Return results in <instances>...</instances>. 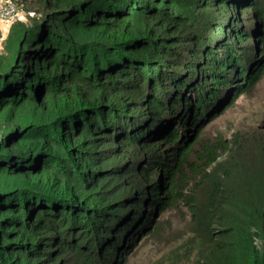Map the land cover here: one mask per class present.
Instances as JSON below:
<instances>
[{
    "label": "trees",
    "instance_id": "trees-1",
    "mask_svg": "<svg viewBox=\"0 0 264 264\" xmlns=\"http://www.w3.org/2000/svg\"><path fill=\"white\" fill-rule=\"evenodd\" d=\"M29 1L41 10L22 23L7 21L0 47V264H39L41 255L53 263L57 244L64 264H109L150 218L157 189L143 184L141 172H119L139 190L118 204L128 220L111 221L109 238L99 237L104 228L94 221L115 172L107 166L116 161L107 159L109 136L125 134L132 143L146 122V138L176 137L163 111L179 128L206 131L215 110L264 73L255 39L264 51V0ZM239 22L252 25L245 31ZM78 130L97 132L93 157L69 150ZM196 145L178 149L180 162L166 172L157 203L183 202L189 214L193 242L181 259L194 247L193 264H264V155H257L264 137L236 133ZM117 150L112 157L137 155ZM160 162L170 163L149 165ZM34 190L43 197L33 198ZM92 191L99 205H86L87 197L60 202Z\"/></svg>",
    "mask_w": 264,
    "mask_h": 264
},
{
    "label": "rangeland",
    "instance_id": "rangeland-1",
    "mask_svg": "<svg viewBox=\"0 0 264 264\" xmlns=\"http://www.w3.org/2000/svg\"><path fill=\"white\" fill-rule=\"evenodd\" d=\"M4 1H7L10 5L14 3L16 7L18 6L17 8H12L10 11V14L16 13L13 17L8 14L2 16V20H8V23L10 21L21 23L23 21L25 22L27 20H30L29 18L32 14H34V12H38L41 10L39 5H35L29 0H27V2L22 0H0V4H5ZM240 18H243L242 15H240ZM250 18L254 21V17L252 15L250 16ZM239 24L242 28H245V31L249 26L251 27L252 25L248 22H239ZM229 26L230 24L224 26V29L227 30ZM139 28H143V26L138 25V29ZM255 39L257 41L256 47L259 50L258 53H263L264 51L259 45L257 37H255ZM214 48L215 44L211 43V53ZM248 70L249 67H247V71ZM225 82L226 81L222 79L221 84ZM240 82H242L241 79L238 81V83ZM235 102H237L236 105L233 108L229 109ZM228 103L229 107L226 108L224 105H222L215 110L213 116L210 118V120L207 121L213 122L206 131H202V126L196 129L195 140H198L196 150L204 143L216 142L219 137H224L229 140L236 133H238L242 138H246L248 140L254 139L255 142L257 141V139L264 137V73L246 93L242 95L240 93H237L232 99L229 100ZM121 113L123 112L121 111L119 114ZM88 132H85L84 130H78L79 135L74 136L70 141L68 146L69 150L81 147L82 150L80 152H91L90 156L93 157L94 151H96L99 145V141L97 140L98 138L96 135V131ZM138 135L140 138H142L144 135L143 131H141ZM173 138H177V136ZM176 141L177 140H170L168 138L166 139L163 136L148 140L146 143H144V145L146 146V150H140V156L142 157L141 160L145 161L149 158L157 157L169 148V150H167L162 157H169L171 159V163L169 165H173L176 158L173 155L170 156L169 153L170 151H174L176 149ZM107 142L108 144L106 148L110 150V154H108L107 159H116V161L114 162L108 161L107 166L113 164L114 166H116L117 163H120L122 161L118 157H112L113 155L120 154L121 151L117 150V148L134 147L131 144L126 143L125 134L117 140L114 139L113 135H110ZM257 155H264V153L262 152V147H260ZM88 172L90 174L89 170ZM116 174L117 172L115 169L110 188L105 197H103V199L101 200L106 199L108 196V199L110 200L112 198V195L119 188H122L123 182H125V180H120V177H114ZM158 174L163 177L165 172L158 167L150 168L148 171H145V175L148 180L147 184L151 185L154 181L159 182L160 178L156 179V175ZM152 179L153 182L150 183ZM115 186H117V188L114 189ZM41 194V192L34 190L32 192V197L39 199L43 197ZM80 197L88 198L86 200V205H89V202H98V198L94 191L90 193L76 194H73V192H71V195L69 196L71 200H65V197H63L60 202L65 203L67 201H73L76 203ZM97 205H99V202ZM168 209L172 210L158 213L154 217L155 221L151 223L147 231H143L142 233L137 234L133 239L127 242L124 249L122 250L121 256L119 258H116L115 262L119 261V264H193L192 262L194 260V247L186 252L184 262L181 259L184 258V252L193 242L191 236V225L187 216V210L182 203H179L174 207ZM77 218L80 219L81 214L77 215ZM55 246L56 245H54V247ZM60 249V245L57 244L55 254L51 258L53 259V263H51L49 260H45L44 255H41L39 257L40 260L38 261V263L64 264V261L66 259L61 260L57 259L56 257L57 253L62 252ZM128 255L129 257L128 259H126ZM74 258L77 259L78 256H74ZM112 263H114V261L110 262L109 264Z\"/></svg>",
    "mask_w": 264,
    "mask_h": 264
},
{
    "label": "clouds",
    "instance_id": "clouds-1",
    "mask_svg": "<svg viewBox=\"0 0 264 264\" xmlns=\"http://www.w3.org/2000/svg\"><path fill=\"white\" fill-rule=\"evenodd\" d=\"M204 71H206L207 73L211 74L212 73V70L209 68V67H206L204 66L203 67ZM213 75V74H211ZM225 84V83H223ZM221 83H219V85H223ZM236 95V94H235ZM234 95V96H235ZM188 96H190L193 100L197 99V98H200L199 96L193 94V93H190L188 94ZM234 96H232L231 98H229L223 105L227 108L229 107V100L232 99ZM164 113V116L166 117V120L172 124V126H176L177 127V138H169L166 136V134L164 135H161L163 136L164 138H168L170 140H177L176 141V149L174 151H170L169 155L170 156H175V162L173 165H169L171 163V159L167 156H163V154L169 150L166 149L163 153H161L160 155H158L157 157H154V158H149L145 161L141 160V156H140V150H146V146L144 145V143H146L148 140L150 139H153V138H146L144 135L142 138L139 137V135H137L136 137H133V142L132 143H128V144H131L132 146L134 147H130V148H135V150H137V155H133L132 157H129V156H126L124 157L123 159H121L122 161L120 163H117L116 166H115V169H116V172L117 174L119 172L123 173V174H128V175H132V174H137L139 172L142 173V175L144 176V180L143 181V184L144 185H147V186H153L156 187L157 189L155 190V193L153 192V195L155 197L154 201H152L151 203L148 204L149 207L152 208V212H151V216L150 218L144 223L142 224V226L138 229V231L128 240L125 242L123 248L121 249L120 252L118 253H121L122 250L124 249L125 245L127 242H129L131 239H133L137 234H140L142 233L143 231H147L151 225V223H153L155 221L154 217L158 214V213H161V212H164V211H169V210H172V209H168V208H172L174 207L175 205L179 204V203H182L183 202H178L174 205H171V202H167L165 204H161V205H158V198H160L164 192L166 191V186L164 185L165 182H167L166 178H165V175H166V172L175 167L177 164H179L180 162V159L177 157L176 155V152L178 151V149H180V147L184 144V143H193V142H196L198 140H195V133H196V128H194V130L191 132V129L190 127L188 126H185L183 128H179L177 126V122L175 120V118L168 112H162ZM161 113V114H162ZM123 117V121L125 119V115L122 116ZM159 117V116H158ZM106 125H112L110 123H106ZM140 125V132L143 131L144 132H149L151 131V126L149 124H147L146 122L144 123H141L139 124ZM120 127H118L117 130H119ZM116 133H119L118 131H116ZM115 133V134H116ZM122 135L120 134H117L114 139L117 140L118 138H120ZM160 137V136H159ZM154 138H157V137H154ZM127 140V139H126ZM127 143V142H126ZM142 144L144 145L145 149H141L139 147V145ZM117 148V147H116ZM136 156V157H134ZM168 158L170 163L167 164L164 168L162 167L163 166V162H160L161 164V167L159 166L158 168H160L162 171L165 172V174L163 175V177H161L160 174L156 175V179L157 178H160V181L159 182H156L154 181L153 182V179L150 181L153 182L151 185H148L147 182V178H146V175H145V171H148L150 168H153L151 167L149 164L153 161V160H162V159H166ZM118 165H122V168L120 169H117ZM157 168V167H156ZM117 174L114 176V177H120L121 179L120 180H125V182H123V186L122 188H119L113 195H112V198L109 200L108 197L106 199L103 200V203L98 207V216L97 218L95 219L96 221H94L95 223H98L100 224L103 228H104V232L102 233H99V237L105 241L106 239L109 238V235H108V230L109 228L111 227V221H113L114 223L118 224L120 222H125L128 220V213L122 209L119 208V203L124 199L126 198L128 195L130 194H134L136 192H138L139 190V187L138 185H132L131 183H129L128 181H126V179L124 178V176L122 175H118ZM89 178V172L87 171L85 173V180L87 181ZM169 182H172L171 179H169ZM140 184H141V181H140ZM117 188V186L114 187V189ZM128 188V189H127ZM124 191V195L114 201V197L120 193ZM102 208V211L99 213V209ZM159 212H158V211ZM70 211L69 207H65L64 211H63V215H66L68 214ZM97 212V211H96ZM54 215H57V213H54ZM187 216L189 218V214L187 212ZM189 223H190V218H189ZM191 225V224H190ZM191 230H192V227H191ZM124 232L129 235V231L127 229H124ZM191 236H192V233H191ZM59 245V244H58ZM86 264H93L92 262H86ZM100 264H105V263H100ZM112 264H119V261L118 262H115L112 263Z\"/></svg>",
    "mask_w": 264,
    "mask_h": 264
},
{
    "label": "built area",
    "instance_id": "built-area-1",
    "mask_svg": "<svg viewBox=\"0 0 264 264\" xmlns=\"http://www.w3.org/2000/svg\"><path fill=\"white\" fill-rule=\"evenodd\" d=\"M12 8H15L14 4L10 5L8 4V2L5 4H0V20H2V16L5 14L11 15L13 17L16 13L10 14ZM2 21L7 22L8 20H2Z\"/></svg>",
    "mask_w": 264,
    "mask_h": 264
},
{
    "label": "crops",
    "instance_id": "crops-1",
    "mask_svg": "<svg viewBox=\"0 0 264 264\" xmlns=\"http://www.w3.org/2000/svg\"><path fill=\"white\" fill-rule=\"evenodd\" d=\"M7 22H3L2 20H0V47H1V39L4 38L7 34V26L8 24H5Z\"/></svg>",
    "mask_w": 264,
    "mask_h": 264
}]
</instances>
